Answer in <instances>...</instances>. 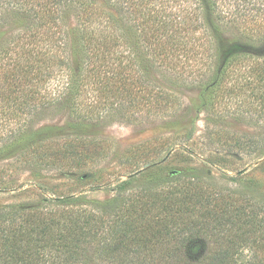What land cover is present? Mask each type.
I'll return each instance as SVG.
<instances>
[{"label": "trees", "instance_id": "1", "mask_svg": "<svg viewBox=\"0 0 264 264\" xmlns=\"http://www.w3.org/2000/svg\"><path fill=\"white\" fill-rule=\"evenodd\" d=\"M168 3L179 7L168 13L175 24L167 21ZM212 10L244 25L257 47L216 46ZM154 67L211 86L212 102L234 99L236 111L264 119V0H0V195L29 198L0 205V264H264L262 185L248 179L226 189L192 171L136 183L174 150L165 144L124 150L121 159L137 171L102 201L89 200L102 186L50 195L14 181L23 167L35 178L55 171L86 183L111 156V143L35 139L28 122L50 109L81 122L165 116L179 99L154 79ZM207 131L205 138L221 137ZM232 138L235 155L264 150L257 137Z\"/></svg>", "mask_w": 264, "mask_h": 264}, {"label": "rangeland", "instance_id": "2", "mask_svg": "<svg viewBox=\"0 0 264 264\" xmlns=\"http://www.w3.org/2000/svg\"><path fill=\"white\" fill-rule=\"evenodd\" d=\"M166 7L164 11L167 12L165 13L168 16L167 21L175 24L178 19L173 14L178 13L179 7L174 3H168ZM170 12L173 14H168ZM208 23L212 27L210 31L215 45L217 42L232 45L240 43L245 48L244 51L255 45L244 36V25L220 21L213 10L208 14ZM201 33V31L197 33L196 37L202 40ZM200 43L201 41H197L196 44L200 45ZM194 52L197 53L195 50ZM213 65L215 72L219 65L216 59ZM152 75L161 86L174 92L179 99L165 116L143 119L136 123L123 122L114 116H107L94 122H81L65 111L50 109L33 116L28 122L29 127L25 130H30L35 139L55 140L83 135L105 139L111 143V156L93 166L86 183H76V178L55 171H44L43 177L35 178L29 170L22 167L14 178L16 184H24L25 188L31 187L35 193L41 191L50 195L73 190L87 191L102 186L101 190L89 194V200L102 201L112 196V187L118 182L127 180L137 171L133 167V161L121 159L123 151L148 141L152 142L153 147L165 144L166 149L174 150L169 155L166 151L163 153L161 159L165 158V160L158 168L142 167L145 173L136 179V183L165 176L173 171H192L191 173L204 177L210 175L211 182L226 189L236 186L243 188L244 181L255 179L264 190V150L254 154H250L247 150L242 155H235L230 152L228 144L233 142L234 135H246L259 138V146L264 147V119L256 115L252 116L251 112L246 110L242 113L236 111L237 104L240 103L234 99L219 96L212 102L214 96L212 87L201 89L200 85L193 83L191 78L167 75L165 71L156 67L153 68ZM223 84L229 87L231 85L228 82ZM248 97L249 93L245 92L238 100L243 101ZM218 106L222 107L224 112L222 115L214 116L213 111ZM207 127L214 128V133L220 130L222 138L217 136L205 138ZM4 164L11 165L12 162H4ZM32 198L38 200L35 195ZM28 200L29 198L26 197H15L13 193L0 195V205H19Z\"/></svg>", "mask_w": 264, "mask_h": 264}, {"label": "water", "instance_id": "3", "mask_svg": "<svg viewBox=\"0 0 264 264\" xmlns=\"http://www.w3.org/2000/svg\"><path fill=\"white\" fill-rule=\"evenodd\" d=\"M176 173H178V172H177V171H173V172H172V175H174V174H176Z\"/></svg>", "mask_w": 264, "mask_h": 264}]
</instances>
